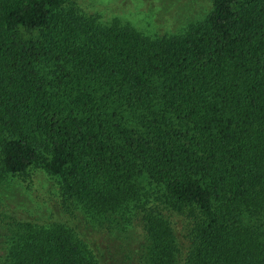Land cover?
Here are the masks:
<instances>
[{
    "label": "trees",
    "instance_id": "obj_1",
    "mask_svg": "<svg viewBox=\"0 0 264 264\" xmlns=\"http://www.w3.org/2000/svg\"><path fill=\"white\" fill-rule=\"evenodd\" d=\"M38 168L95 216L142 208L145 264H264V0H212L161 37L0 0V184ZM141 177L193 218L184 259ZM4 223L0 264H101L64 222Z\"/></svg>",
    "mask_w": 264,
    "mask_h": 264
},
{
    "label": "rangeland",
    "instance_id": "obj_2",
    "mask_svg": "<svg viewBox=\"0 0 264 264\" xmlns=\"http://www.w3.org/2000/svg\"><path fill=\"white\" fill-rule=\"evenodd\" d=\"M72 4L78 13L93 16L102 25L117 22L150 37L181 33L212 8V0H72ZM140 184L147 199L154 202L153 211L162 213L172 227L176 259H184L192 248L193 218L186 209L158 205V190L146 177H141ZM122 209L99 217L80 205H68L59 197L57 180L35 169L24 181L0 184V257L5 254L4 222L32 216L42 223L61 221L70 226L101 264H145L149 241L141 220L143 209L133 203Z\"/></svg>",
    "mask_w": 264,
    "mask_h": 264
}]
</instances>
